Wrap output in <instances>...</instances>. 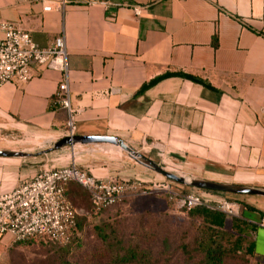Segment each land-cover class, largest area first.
<instances>
[{
	"label": "crops",
	"instance_id": "1",
	"mask_svg": "<svg viewBox=\"0 0 264 264\" xmlns=\"http://www.w3.org/2000/svg\"><path fill=\"white\" fill-rule=\"evenodd\" d=\"M46 3L54 9L45 11ZM135 4L143 7L139 16ZM58 6L59 0H0V20L30 31L43 47L65 34L73 127L68 108L53 103L63 72L34 64L29 81L0 84V149L25 150L7 144L26 134L114 135L147 156L163 153L150 158L173 170L264 188V0H68L63 11ZM43 157L0 156V193L58 167ZM104 164L79 167L99 178L146 179L139 166ZM151 175L146 180L158 179ZM242 202L253 206L241 210L255 226L251 264H264V196ZM14 245L10 233L0 240V264Z\"/></svg>",
	"mask_w": 264,
	"mask_h": 264
},
{
	"label": "built area",
	"instance_id": "2",
	"mask_svg": "<svg viewBox=\"0 0 264 264\" xmlns=\"http://www.w3.org/2000/svg\"><path fill=\"white\" fill-rule=\"evenodd\" d=\"M67 3L68 0H59L58 9L63 11ZM132 7L136 15L142 14L141 5L135 4ZM53 9L51 3L44 5L45 11ZM0 31V84L29 81L34 76V64L63 72L53 103L68 108L71 114L68 126L72 128L65 34L57 36L49 46L43 47L35 41L30 31L8 20H0ZM75 146L72 147L74 155ZM72 182L82 185L88 191L96 213H101L131 195L149 190L164 193L170 202L188 211L206 205L235 217L240 216L242 210L238 200L220 196L205 200L199 192L185 191L181 186L184 184L178 185V182L166 177L149 182L134 177L99 178L73 161L67 166L43 168L15 189L0 193V240L10 233L15 243L42 240L68 242L76 228L78 213L67 195L68 185Z\"/></svg>",
	"mask_w": 264,
	"mask_h": 264
},
{
	"label": "rangeland",
	"instance_id": "3",
	"mask_svg": "<svg viewBox=\"0 0 264 264\" xmlns=\"http://www.w3.org/2000/svg\"><path fill=\"white\" fill-rule=\"evenodd\" d=\"M56 140L55 137H39L26 134L19 137V140L14 143L7 144V146L25 148L27 151L35 152L52 146ZM101 143H105L106 146L102 147L95 144L81 146L79 150L75 151V155L68 147L46 153L48 155H41L44 156L45 162H50L58 167L71 164L77 157L78 166L92 160L106 161L104 166L107 167L135 169L136 166H139L146 172H142V178L147 179L148 176H152L151 174L156 175L158 179L164 178V176L129 158L128 153L121 148L108 142ZM141 152L145 155L148 154L144 151ZM74 156L76 157L74 158ZM148 156H154L157 160L164 157L162 154L156 155L154 153H150ZM120 164L125 166L120 167ZM178 172L186 173L182 169H179ZM146 179H144L146 182L150 181ZM186 189H189L188 191L195 190L194 188ZM203 191L205 190L200 191L199 194L207 200L208 197ZM216 194L230 200H238L242 204V208L244 204L242 200L249 202L253 199L263 198L260 195L217 192ZM67 195L77 208L78 217L80 218L79 227L74 235L73 242L69 246V253L65 252L67 248H60V246L51 242H18L10 248L9 257L4 264H64L63 258L75 263L87 262V260L90 262L105 261L104 258L100 259L101 241L96 233V228L105 223L115 226L118 236L125 244L140 245L149 249L155 255L165 251L166 264H185L186 256L182 251V246L186 243L193 244L202 230L207 228L223 229L233 234L228 242L230 252L225 264H248L244 256H247L251 230L243 229L239 231L233 225L234 217L225 213L224 224L220 226L215 224L211 218L178 208L169 201L164 193L149 190L146 193L138 192L131 195L103 213L94 215L89 214L92 205L88 191L84 187L72 183L70 194L67 193ZM235 217L241 218V215ZM78 244H81V246ZM238 245L241 246L239 247L240 253L237 248ZM102 261L100 262L102 263Z\"/></svg>",
	"mask_w": 264,
	"mask_h": 264
},
{
	"label": "trees",
	"instance_id": "4",
	"mask_svg": "<svg viewBox=\"0 0 264 264\" xmlns=\"http://www.w3.org/2000/svg\"><path fill=\"white\" fill-rule=\"evenodd\" d=\"M217 44L218 41L215 40V45ZM146 86L148 85H145L143 89L146 88ZM72 183H76V182H72ZM72 183L68 185L67 188L68 194H70V185ZM77 184L78 183H76V186L80 185ZM177 184L181 185L179 183ZM181 186L185 189V191L189 190L186 188H194L195 189L194 191L197 192L205 190V191H211L217 193L234 194V193L221 192L216 190L201 189L191 186L187 187V185H181ZM243 205L248 206L249 208H253V206L245 202ZM107 209L103 210L101 213H103ZM189 212L211 218L212 221H214V223L217 225L222 226L224 224L225 214L215 209H212L206 205L197 206L189 210ZM101 213H96L93 206H91V212H89V214L98 215ZM79 224H80V218L78 217V213H77L76 228L74 229V233L72 234L70 240L66 243H60L53 240H42L36 243L51 242L55 245L60 246V248H67L65 249V252L69 253L70 251L69 246L73 242L74 235L79 227ZM233 225L237 227L239 231H242L243 229L251 230V238H250L249 246L247 248V256L246 255L244 256L246 261H248V264H251L255 254L254 239H253V232L255 226L250 222H248L247 220H245L244 218H240V217L233 218ZM96 233L101 241L100 259L104 258L105 261L100 260L102 261L101 263L98 260L96 262H90L87 260V262L82 261L80 263H75V262H71L67 258H63L64 264H166L167 262V256L165 251H162L158 255H155L149 249L143 248L140 245L125 244L123 240L118 236L117 230L113 224L105 223L103 225L98 226L96 228ZM232 235L233 234L231 232L218 228H207L205 230H202L195 239V242L193 244L186 243L182 246V251L186 256L185 264H225L226 258L228 257L230 252V246L228 245V242L229 240H231ZM28 242H35V241H28ZM78 245L81 246V244ZM239 247L241 246L240 245L237 246L240 253L241 250Z\"/></svg>",
	"mask_w": 264,
	"mask_h": 264
},
{
	"label": "water",
	"instance_id": "5",
	"mask_svg": "<svg viewBox=\"0 0 264 264\" xmlns=\"http://www.w3.org/2000/svg\"><path fill=\"white\" fill-rule=\"evenodd\" d=\"M101 142H108L121 148L122 150L128 153L129 158L135 160L137 163L146 166L147 168L155 171L156 173L168 179H171L187 186L234 194L264 196V188L262 187L251 186L246 184H236L230 182H221L195 176L188 173H179L178 171L168 168L167 166L161 164L159 161H156L150 158L149 156L145 155L144 153L133 147L131 144H129L127 141H125L123 138L114 135H66L57 139L52 146L35 152L27 150H12L1 148L0 156L31 157L59 150L63 147H73L75 145L93 144Z\"/></svg>",
	"mask_w": 264,
	"mask_h": 264
},
{
	"label": "bare ground",
	"instance_id": "6",
	"mask_svg": "<svg viewBox=\"0 0 264 264\" xmlns=\"http://www.w3.org/2000/svg\"><path fill=\"white\" fill-rule=\"evenodd\" d=\"M93 144H99V143H93Z\"/></svg>",
	"mask_w": 264,
	"mask_h": 264
}]
</instances>
